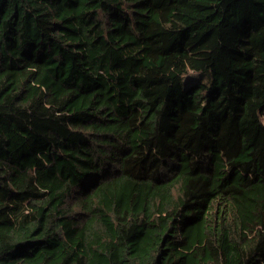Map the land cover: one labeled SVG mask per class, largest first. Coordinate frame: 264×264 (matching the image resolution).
<instances>
[{
    "label": "trees",
    "instance_id": "1",
    "mask_svg": "<svg viewBox=\"0 0 264 264\" xmlns=\"http://www.w3.org/2000/svg\"><path fill=\"white\" fill-rule=\"evenodd\" d=\"M0 264H264V0H0Z\"/></svg>",
    "mask_w": 264,
    "mask_h": 264
},
{
    "label": "rangeland",
    "instance_id": "2",
    "mask_svg": "<svg viewBox=\"0 0 264 264\" xmlns=\"http://www.w3.org/2000/svg\"><path fill=\"white\" fill-rule=\"evenodd\" d=\"M204 73L207 74L206 72H204ZM196 79H198V80H196ZM193 80H196V81H200V80L206 81L207 80V77L205 75H203L202 72L190 71V72L186 73L185 76H183V79H182L183 87H185V88L188 87L189 83L191 81H193Z\"/></svg>",
    "mask_w": 264,
    "mask_h": 264
}]
</instances>
